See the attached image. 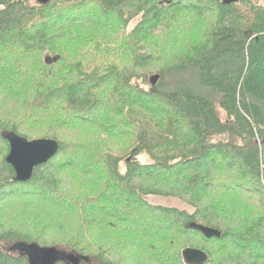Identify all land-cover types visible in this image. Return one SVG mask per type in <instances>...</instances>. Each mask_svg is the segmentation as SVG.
<instances>
[{
    "label": "trees",
    "instance_id": "trees-1",
    "mask_svg": "<svg viewBox=\"0 0 264 264\" xmlns=\"http://www.w3.org/2000/svg\"><path fill=\"white\" fill-rule=\"evenodd\" d=\"M223 1L0 0L1 209L48 201L66 213L44 224L52 234L1 212L0 243L73 253L78 264H184L186 248L204 251L205 264H264V7ZM109 18L121 44L97 29L85 34ZM178 22L185 28L176 35ZM165 32L174 34L171 59L149 49ZM45 53L56 60L46 64ZM104 122L118 131L110 145L60 135L67 123ZM3 132L59 149L16 183ZM79 176L80 186L68 184ZM149 196L178 199L191 212ZM193 225L220 236L205 238ZM0 264L31 263L0 250Z\"/></svg>",
    "mask_w": 264,
    "mask_h": 264
},
{
    "label": "rangeland",
    "instance_id": "rangeland-1",
    "mask_svg": "<svg viewBox=\"0 0 264 264\" xmlns=\"http://www.w3.org/2000/svg\"><path fill=\"white\" fill-rule=\"evenodd\" d=\"M252 1L255 4H258V5L262 6V7H264V0H252ZM95 20H96V22L94 23V25L93 24L89 25L85 29V31H84L85 34H92L93 33V34L97 35L95 33V31H94V30L97 29L98 31H102L101 39L113 40L115 42H118V44L122 43V40H121V38H122V30L121 31L119 30L117 32V28L114 27V24H112V21H110V18L105 21L106 22L105 25H107V26L103 30H100L101 28H97V27H99L97 25L99 23H101V21H99L98 19H95ZM137 20H138V18H135L134 20H132L128 24V26H126L127 27L126 28V30H127L126 32L127 33L131 31V29L134 27L135 24H137ZM176 27L180 28L178 30V32L176 33V35H178V33L180 31L184 30L185 25H184V23L178 22L176 24L175 28ZM171 32L170 33L169 32H165V34L161 38L157 37V38L152 39L150 41L151 43L149 45L150 51H153V52L157 51L158 54L162 53L163 57H166L167 59H171L174 56V54H175V48L173 46L175 44L172 43L173 39H171L174 34L172 35ZM179 37H180V35H179ZM158 38H159V40H158ZM177 40H179V39H177ZM78 45L79 44H77V46ZM123 47L124 46L122 45V47H120V49H118L117 51L120 52V50H124V49H122ZM79 48H80V46H78V48H75V51H79L80 50ZM106 53L107 52L104 53L105 54V56H104L105 60H108V61L111 62V60H116L118 58L115 54H112V53L110 54V52H108V55H106ZM104 54H102V55H104ZM34 56H39V55L34 53ZM54 56L55 55L51 56L50 54H46L45 53L44 57L42 56V59L45 61L46 57L54 58ZM89 60H92V59L90 58ZM100 60H103V59L100 58ZM123 61L124 60H122L121 62H123ZM59 75H61V77L63 76L62 73H59ZM74 122H76V121H73V124H74ZM73 124L67 123V125H65V126L66 127H74V126H76V123H75V125H73ZM112 125H114V124H112ZM66 127H64V128L67 129L69 132L63 131V132H61L60 135H65V136L71 135L72 137H74V139H78V141L87 142L88 143L87 145H93L92 143L100 142V141L103 142L104 145H108L109 144V138L108 137H110L111 133L114 134V133L118 132V131H113L112 130L110 122H108L106 124L104 122L103 125L101 127H98V128H96V127L95 128H91L93 126H90L89 129H87L86 127L82 128L80 126L81 128L75 127L73 129L69 130ZM74 132H76V133H74ZM77 136H79V137H77ZM81 139H83V140H81ZM115 140H117V139H115ZM75 141H77V140H75ZM90 147L93 148V146H90ZM140 161L146 162V158H142V159L140 158ZM77 169H79L81 171V168H77ZM97 176H99V175H97ZM81 178L83 179L82 176L77 177V179L68 178L67 182H68L69 185L80 186V184L84 183ZM92 181H93V184H95L94 180H92ZM90 186H91V182H90V180H88V188ZM92 187L94 188L95 186H92ZM97 189H99L98 186H97ZM95 191L98 192V190H95ZM116 197L117 196L114 195V197H113L114 201L118 202L119 199H117ZM145 199L150 204L155 205V206L169 207V208H175V209L186 210L187 212H191V209L186 204H184L183 202H181L180 200L175 199V198H164V197H159V196H157V197L156 196H149V197H147ZM7 202H6V204L4 202V205H8L9 203H7ZM1 207H2V205L0 204V209H1ZM55 207H58V206H56V204L53 203V202L45 201V203H44V202L40 201V203H35V204L26 203V204H24L22 206H18L17 212L14 211V206H12V207L11 206H7V208L6 207L4 208V206H3V208L0 211V213L2 212L3 216L5 215L6 219L7 218L8 219L12 218L13 219V221H12L13 224L21 223V224L25 225V224H29V222H30L31 224H34V225L38 223V227L39 228H47L48 226H46V225L44 227V224H46V222H52L54 220L52 223H54V225H55L57 223H60L61 220L63 221L64 214H66L65 212H61V210H63V209H60L59 207H58L59 209H57ZM30 220H32V221L34 220V221L32 222ZM66 222H68L67 219H66ZM47 229H49V228H47ZM50 232H52V234L54 233L52 230H50ZM86 235L87 234H85V236ZM92 238L95 239V238H97V236L95 238L93 236ZM23 248L24 249L20 248L19 246H17L16 244H13V243H0V250H3L4 252H6V253H8L10 255H15V256L21 255V256L28 257L30 263L31 264L32 263L35 264L36 260H37V258L39 256L38 255L39 250L37 248H35V247H25V246H23ZM61 251H63V250H61ZM29 253H31V254H29ZM63 253H65V254H73V253H68V252H63ZM28 254H29V256H28ZM73 255H75V254H73ZM87 264H97V263H96V261L92 260V261L88 262Z\"/></svg>",
    "mask_w": 264,
    "mask_h": 264
},
{
    "label": "water",
    "instance_id": "water-1",
    "mask_svg": "<svg viewBox=\"0 0 264 264\" xmlns=\"http://www.w3.org/2000/svg\"><path fill=\"white\" fill-rule=\"evenodd\" d=\"M37 1L46 4L50 0ZM236 2L237 0H224L223 4ZM55 60L56 58H46L45 63L49 64L51 61ZM1 136L9 146L5 162L13 169L15 174L13 181L16 183H26L30 181L34 169L52 159L59 149L57 142L51 139L28 141L13 132H3ZM191 227L197 229L205 238H218L220 236L218 231L205 226L193 225ZM38 255L35 264H52L58 259H64L70 264L79 263V259L73 254H59L51 250H39ZM181 256L184 264H205L208 260V256L204 251L194 248L184 249Z\"/></svg>",
    "mask_w": 264,
    "mask_h": 264
},
{
    "label": "built area",
    "instance_id": "built-area-1",
    "mask_svg": "<svg viewBox=\"0 0 264 264\" xmlns=\"http://www.w3.org/2000/svg\"><path fill=\"white\" fill-rule=\"evenodd\" d=\"M259 150H260V164H261V170H262V174L264 176V149L263 146L259 145ZM263 184H264V178L262 179Z\"/></svg>",
    "mask_w": 264,
    "mask_h": 264
}]
</instances>
